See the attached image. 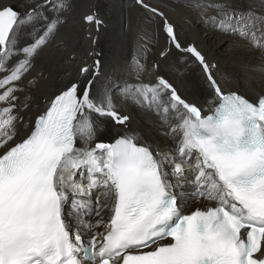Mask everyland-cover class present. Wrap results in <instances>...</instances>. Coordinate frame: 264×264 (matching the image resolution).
<instances>
[{"label": "snow or ice", "instance_id": "1", "mask_svg": "<svg viewBox=\"0 0 264 264\" xmlns=\"http://www.w3.org/2000/svg\"><path fill=\"white\" fill-rule=\"evenodd\" d=\"M22 2L24 11L0 4V264H264V91L225 88L217 64L146 0L137 3L170 44L160 58L174 56L181 75L199 69L201 100L159 62L145 82L136 61L129 84L130 69L102 73L95 51L91 63L78 58V40L63 31L75 0ZM260 5L183 4L215 9L216 30L264 57ZM49 48L62 87L30 123L20 114L27 104L17 111V85ZM117 91L155 113L167 151L128 127ZM109 127L115 135L99 139Z\"/></svg>", "mask_w": 264, "mask_h": 264}, {"label": "bare ground", "instance_id": "2", "mask_svg": "<svg viewBox=\"0 0 264 264\" xmlns=\"http://www.w3.org/2000/svg\"><path fill=\"white\" fill-rule=\"evenodd\" d=\"M146 2L165 13L176 26L181 41L195 44L204 51L213 63L217 64L218 81L225 88L237 89L249 96L264 91V57L257 49L241 38L225 35L216 30L209 18L215 15V9L201 7L191 10L183 6L184 0H146ZM205 3L208 0H204ZM236 4L249 5L259 9L260 0H233ZM0 4L11 5L24 11L22 0H0ZM94 14L102 23L97 28L95 23H87L83 17ZM159 17L141 7L137 0H75L69 23L63 30L78 40L77 56L88 63L91 59L101 61L102 73H111L118 69H130L123 73L129 84L136 78V61L144 65L143 79L148 82L157 73L152 65L159 62L160 72L171 77L189 100L199 101L200 84L197 80L199 69L195 73L181 75L174 67V56L162 60L159 53L170 47L164 34L159 29ZM143 33H147L143 40ZM95 38V42H93ZM95 51V57L88 54ZM52 49H46L40 58L34 61V67L18 82L19 97L17 111L27 104L20 112L26 121L34 122L41 115L52 98L59 94L62 80L59 78L61 68L59 62L51 55ZM135 57V60L133 59ZM15 63V60H13ZM80 63V59L77 60ZM11 66V65H10ZM73 68L76 67L74 64ZM116 102L123 114L130 116L128 127L139 134L142 141L159 144L162 151H167V138L163 135L157 116L144 104L121 99L119 91ZM6 106L0 103V108ZM17 129H21L19 122ZM116 129H105L99 139L115 135ZM94 146V145H93Z\"/></svg>", "mask_w": 264, "mask_h": 264}]
</instances>
